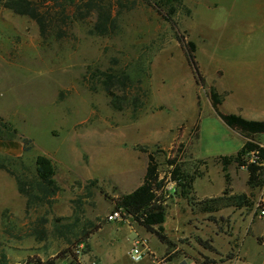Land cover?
I'll list each match as a JSON object with an SVG mask.
<instances>
[{"label": "rangeland", "instance_id": "374dc122", "mask_svg": "<svg viewBox=\"0 0 264 264\" xmlns=\"http://www.w3.org/2000/svg\"><path fill=\"white\" fill-rule=\"evenodd\" d=\"M106 1L117 19L110 34L90 33L96 11L83 20L63 22L57 13L60 8L53 7L54 24L47 38L35 20L0 4V115L18 130L13 139L0 137V153L22 155V138L31 139L27 163L37 154L49 156L60 185L51 204L28 208L15 177L0 169V264L52 259L53 264H64L81 240L89 243L90 253L113 251L121 264H140L126 252L136 231L147 239L146 253H154L143 227L131 217L113 222L107 216L115 209L114 198L141 184L148 163L144 148L156 151L163 171L171 154L198 165L203 172L199 181L216 182L207 189L218 192L224 173L215 154H233L242 147L240 133L214 110L210 87L221 84L224 61L254 60V53L245 52L256 48L246 45L264 40L259 0L174 1L181 32L197 44L205 85L197 84L177 31L154 7L145 0ZM68 12H74L73 6ZM228 14L245 18L239 31L227 26ZM141 60L148 69L141 83L146 95L141 92L144 106L135 117L132 106L113 108L102 81L106 71L132 67ZM224 106L220 108L226 112ZM10 130L4 129L3 136H10ZM230 170L233 183L244 185L240 171ZM170 196L165 227L171 244L165 253L177 262L201 264L213 258L212 253L226 260L245 235L254 233L257 218L248 208L230 207L211 215L192 210L174 190ZM113 232L118 237L114 242ZM222 249L224 254L219 253ZM243 249L252 261L264 264V247L254 238L246 237Z\"/></svg>", "mask_w": 264, "mask_h": 264}, {"label": "trees", "instance_id": "16d2710c", "mask_svg": "<svg viewBox=\"0 0 264 264\" xmlns=\"http://www.w3.org/2000/svg\"><path fill=\"white\" fill-rule=\"evenodd\" d=\"M47 0H0L1 6L20 15H28L39 25L42 37L47 38L49 27L54 24L50 18L51 9L58 7L61 21L69 19L79 21L85 19L92 11L97 12V21L91 28L92 34L108 35L117 28V19L112 13L113 6L106 0H87L77 3L76 0H48L53 4H46ZM174 1L181 0H145L177 31L176 36L186 51V57L192 67L197 84L205 85L206 79L197 60V44L187 39L181 32L178 22L174 18ZM49 5V6H48ZM73 6L74 12L69 13L68 7ZM50 8V10H49ZM46 9V10H44ZM44 10V11H43ZM61 35V34H60ZM133 66L106 71L102 86L111 99L114 109L134 107L135 113L144 106L141 92L146 95L142 86L143 78H147L148 69L141 62L134 61ZM137 92H133V91ZM212 105L218 116L230 128L242 134L246 140L243 146L233 154L218 155L215 159L221 163L226 180V186L221 195L204 199H195L192 195L194 182L203 175L198 165H190L178 154H171L167 158V169L161 170L156 151H148V163L143 180L131 192L114 198L115 208H124L133 221L156 235L162 242L171 244L166 232L168 201L173 190L181 198L187 199L193 208L203 213H215L226 207H253L251 193H235L231 187L229 166L235 164L238 168L248 171V186L251 190L264 185V146L258 141V136L264 134V120L248 119L237 113H226L221 110L225 93L219 92L216 86L210 87ZM138 110V111H137ZM137 116V113L135 114ZM4 129H12L10 136H3ZM11 131V130H10ZM18 133L17 128L9 127L0 115V137L13 139ZM24 153L11 156L0 153V169L7 171L16 179L19 191L27 198V207H38L51 204L53 198L60 191L56 180V167L52 158L45 154H37L30 163L26 161V154L32 149L31 139L22 138ZM174 183L173 187L171 184ZM216 221V218L213 217ZM202 245L209 247L208 242L199 240ZM33 260H30V262ZM29 263V262H28ZM39 264H53L54 259L48 262L38 261Z\"/></svg>", "mask_w": 264, "mask_h": 264}, {"label": "crops", "instance_id": "0c3cea01", "mask_svg": "<svg viewBox=\"0 0 264 264\" xmlns=\"http://www.w3.org/2000/svg\"><path fill=\"white\" fill-rule=\"evenodd\" d=\"M257 5L259 6V14L264 16V0H259ZM244 19L245 18L242 17L241 14L240 15L238 14V17H236L235 14H228L227 15V21H228L227 26L230 28L231 31L233 30V31L237 32L240 30V28H242V23L244 22ZM253 45L256 46V48H253V51H250L249 50L250 48H248L249 51L248 52L244 51V52L245 53H249V52L254 53V55H255L254 60L244 61V62H238L237 61L234 63H232L230 61H227V63H225V61H224L223 66L225 68V73L223 75L221 84H219L220 86L219 85L217 86V89L219 90V92L225 93V98H224L223 104L221 106L225 105L224 107L226 108V113H237V114H240V115H242L248 119L264 120V40L261 44L260 43L259 44L254 43L252 45H246V47H250ZM257 46H259V47H257ZM232 130H234V129H232ZM240 135L243 138V144H244L246 138L242 134H240ZM258 141L261 145L264 146V134H261L258 136ZM243 144H242V146H243ZM215 155L218 156V155H222V154L216 153ZM218 163H220V162H218ZM232 167H234L235 171L237 169L240 171L241 179H242L244 185H240V187H239L233 183L234 182L233 173L230 170ZM222 171H223V169H222ZM228 171H229L230 176H231V187L233 189V192H235V193H243V192L251 193L252 199L255 196H257V191L259 188H256L254 190L250 189V192L248 191L249 190V186L247 183L248 171L245 168H238L235 164H232L229 166ZM207 176H208V174H207ZM199 178L200 177H198L195 180L194 189H193V192H195V194H197L196 197L198 199L214 197V196L221 195L223 193L224 188L226 186L225 177L222 176V178L224 179V185L221 188V190H219L218 192L217 191L214 192L211 190L208 191V189H207L208 185H214L216 182L207 179L203 183V182L199 181ZM232 178H233V180H232ZM169 187H173V185H171ZM213 193H216V194H213ZM226 208H230V207H226ZM233 208H235V207H233ZM244 208H248L249 210H252V208H249V207L235 208V209H244ZM193 209L194 208L192 207V210ZM224 209L225 208H223L221 210H224ZM221 210H219V211H221ZM219 211H217V212H219ZM209 214L213 215V213H209ZM256 218L257 219L253 223L254 224L253 225L254 233L250 234V235H245L242 238L240 244L237 247L235 254L230 255L229 258L226 260H223L222 258H221V260H219L217 258L219 256V254L214 255V253H212L211 254V257H213V258H211L212 260L211 259H209V260L205 259L201 264H258L256 262L252 261L253 259L249 258V255H247V253L243 249L246 237H250V236L257 241V243L260 247H264V218L257 217V216H256ZM221 220H223V218ZM217 223L218 224L220 223L219 220H217ZM122 227H119L117 229L118 230L120 228L122 229ZM129 228L132 231H134V229L131 226H129ZM143 230L144 231H141V232H142V234H144V236L148 237V239L152 245V249H153L154 253H150V254L146 253L147 247L144 248L145 249V255H144V258L141 260V262L139 261L140 264H184L183 262L186 261L184 259L177 262L174 258H170V257L166 256L165 252H166L168 243L162 242L156 235L148 232L145 228H143ZM134 232H135V236L133 237V239L138 237L136 231H134ZM218 235H219V233H216V236H218ZM117 238L118 237L113 232V242ZM154 238H157L158 242H156L154 240ZM215 240L216 239L213 238V243H215ZM132 246H133V242L131 243L130 250H127V252H126V257H130V259H131L130 252H131ZM205 248H208V247H205ZM213 249H215L214 246H213ZM87 252L85 253L86 257L82 258L83 262H85L87 264L92 258H96L94 255H97V258L99 259L100 264H121V263H123L119 258H117V255H115L113 251L111 254L99 253L96 250H93V252L90 253L89 243H88V251ZM219 253L224 254V250L222 249ZM65 262H64V264L67 263V262L66 263ZM193 262L194 261H191V262H189V264H192Z\"/></svg>", "mask_w": 264, "mask_h": 264}, {"label": "built area", "instance_id": "2783aa9c", "mask_svg": "<svg viewBox=\"0 0 264 264\" xmlns=\"http://www.w3.org/2000/svg\"><path fill=\"white\" fill-rule=\"evenodd\" d=\"M252 212L257 217L264 218V185L260 187L257 191V196L253 198ZM129 215L124 208L114 209L107 216L109 221L113 222H124L129 220ZM148 245L147 239L142 237H137L133 241V246L130 252L131 259L133 261H141L145 255V249ZM88 251V242L86 240H81L77 242L70 255V260L66 264H87L83 262L82 256ZM88 264H100L97 258L91 259Z\"/></svg>", "mask_w": 264, "mask_h": 264}]
</instances>
